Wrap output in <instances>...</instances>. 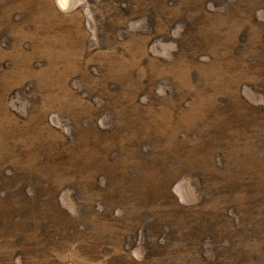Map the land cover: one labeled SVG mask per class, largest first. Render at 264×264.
Instances as JSON below:
<instances>
[{"label": "rangeland", "instance_id": "1", "mask_svg": "<svg viewBox=\"0 0 264 264\" xmlns=\"http://www.w3.org/2000/svg\"><path fill=\"white\" fill-rule=\"evenodd\" d=\"M0 264H264V0H0Z\"/></svg>", "mask_w": 264, "mask_h": 264}, {"label": "trees", "instance_id": "2", "mask_svg": "<svg viewBox=\"0 0 264 264\" xmlns=\"http://www.w3.org/2000/svg\"><path fill=\"white\" fill-rule=\"evenodd\" d=\"M2 221H3V220H2V218L0 217V224H2ZM3 222H4V221H3ZM4 223H5V222H4ZM5 224H6V223H5Z\"/></svg>", "mask_w": 264, "mask_h": 264}]
</instances>
